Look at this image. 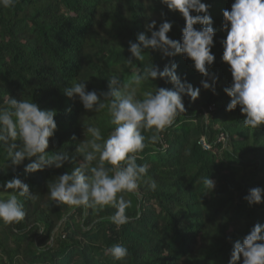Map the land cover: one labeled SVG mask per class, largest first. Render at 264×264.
<instances>
[{"label":"trees","instance_id":"trees-1","mask_svg":"<svg viewBox=\"0 0 264 264\" xmlns=\"http://www.w3.org/2000/svg\"><path fill=\"white\" fill-rule=\"evenodd\" d=\"M202 2L209 5L216 33L211 49L215 60L207 77L181 54L163 57L147 49L145 59L137 61L128 51L129 41L137 42L152 20L157 24L153 30L171 22L167 35L182 42L186 22L161 0H16L12 7L0 6V106L6 107L3 101L9 95L55 110L57 129L46 151L70 157L60 169L26 174L31 161L13 169L5 146H0V184L19 178L35 196L19 198L24 220L0 221V264H229L234 243L242 242L256 224L264 225V203L249 206L244 199L251 189L264 188V125L246 127L240 106L226 110L231 98L224 89L231 87L233 77L222 60L227 36L223 11H230L234 0ZM172 63L181 81L199 88L200 94L195 101L183 97L185 112L159 133L161 142H149L155 129L142 130L147 146L137 163H147L149 170L136 194L123 193L132 201L130 222L117 228L108 219L115 212L110 206L85 210L53 201L48 184L82 160L76 147L90 138L85 127H99L104 139L115 128L107 108L86 110L64 89L73 81L83 82L87 91L99 95L108 91L113 74L127 83L146 66L163 70ZM214 78V91L202 87V80L212 85ZM156 88L171 90L174 85L149 80L140 85L138 97ZM202 140L209 150L203 149ZM202 178L212 179L215 188L209 192ZM152 179L155 190L149 187ZM116 244L128 249L125 259L115 260L107 252Z\"/></svg>","mask_w":264,"mask_h":264},{"label":"clouds","instance_id":"clouds-1","mask_svg":"<svg viewBox=\"0 0 264 264\" xmlns=\"http://www.w3.org/2000/svg\"><path fill=\"white\" fill-rule=\"evenodd\" d=\"M15 2L0 0V6L9 8ZM161 3L184 18L182 42L167 35L173 26L171 22L165 20L158 30H153L157 24L152 20L145 26L150 37L141 32L137 42L129 41L131 56L143 61L147 49L158 50L163 57L181 54L191 59L195 70L207 77L208 68L215 60L211 49L216 34L208 14L209 5L202 0H161ZM193 12L195 16L191 15ZM223 16L227 36L222 42V60L230 66L233 77L231 87L224 89L231 98L226 110L231 112L240 106L246 117L244 125L257 129L264 125V0H234L231 10L225 9ZM195 25L202 27L196 29ZM127 61L132 63V59ZM177 67L172 63L160 70L151 64L142 72L138 71L127 83L113 74L109 77L108 91L99 95L96 91H87L83 82L73 81L64 89L67 97H78L86 110L98 113L107 108L115 128L104 139L99 127H85V135L90 138L76 147L82 160L74 170L48 184L53 201L73 207L83 206L85 210L102 211L110 206L115 212L108 219L117 228L130 222L127 210L132 207V201L125 199L123 193L136 194L138 182L149 170L147 163H137L138 154L147 146L142 130L155 129L148 138L149 142H161L159 133L172 125L178 114L185 112L183 97L195 101L200 94L199 88L194 89L190 83L181 81ZM158 78L171 82L174 88H156L155 92L145 90L139 98L140 85ZM214 84L215 78L212 85L206 80L201 81L206 90L212 88L214 91ZM3 103L6 107L0 106V146H5L7 161L11 162L13 169L25 160L31 161L24 168L26 174L43 171L46 167L60 169L69 162L67 153L46 151L49 138L57 129L55 110H42L32 98L18 100L7 95ZM202 183L209 192L215 188V182L210 178H202ZM149 187L152 190L157 188L154 179L150 180ZM0 188L4 189L0 192V221L13 224L24 220L26 213L19 198H35L30 194L28 184L14 178L0 184ZM244 199L249 206L264 203V188L251 189ZM107 252L118 261L129 254L122 244L112 246ZM241 258L242 264H264V225L256 224L242 242L234 243L229 264H239Z\"/></svg>","mask_w":264,"mask_h":264},{"label":"built area","instance_id":"built-area-1","mask_svg":"<svg viewBox=\"0 0 264 264\" xmlns=\"http://www.w3.org/2000/svg\"><path fill=\"white\" fill-rule=\"evenodd\" d=\"M210 110H213V108H211ZM219 141L220 142H224L225 141V137L223 135H221L220 138H219ZM200 144L202 145V147H203V149L205 151L210 149V146H208V144H206V142L204 140H202Z\"/></svg>","mask_w":264,"mask_h":264}]
</instances>
